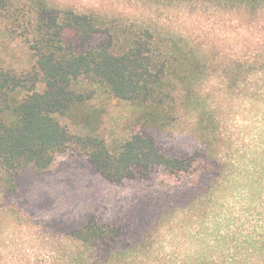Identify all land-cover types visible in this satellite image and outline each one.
Instances as JSON below:
<instances>
[{"label":"trees","instance_id":"16d2710c","mask_svg":"<svg viewBox=\"0 0 264 264\" xmlns=\"http://www.w3.org/2000/svg\"><path fill=\"white\" fill-rule=\"evenodd\" d=\"M131 1L134 20L0 0L1 44L28 58L0 55V220L51 228L66 264H264V0ZM99 94L134 105L142 130L110 146L60 122ZM175 131L191 152L163 145ZM70 149L108 183L162 170L174 185L34 221L45 200L26 192Z\"/></svg>","mask_w":264,"mask_h":264},{"label":"rangeland","instance_id":"374dc122","mask_svg":"<svg viewBox=\"0 0 264 264\" xmlns=\"http://www.w3.org/2000/svg\"><path fill=\"white\" fill-rule=\"evenodd\" d=\"M78 8L97 7L107 15L135 18L136 3L129 0H57ZM0 55L13 67L27 65L28 58L21 47L4 48L0 41ZM139 111L131 103L99 94L74 115L59 117L60 122L75 134H96L110 146L142 130L137 118ZM181 131L164 134L165 147L184 141L187 151L195 148L193 136ZM174 185V180L157 171L148 182L111 184L95 175L86 166L77 149L59 154L47 177L39 180L26 192L28 202L45 200L34 221H49L53 217L86 211H117L129 206L134 198L147 194L159 195ZM20 211H26L21 209ZM1 219V218H0ZM39 219V220H38ZM67 244L48 227L30 224L17 225L12 219L0 220V264H66Z\"/></svg>","mask_w":264,"mask_h":264}]
</instances>
